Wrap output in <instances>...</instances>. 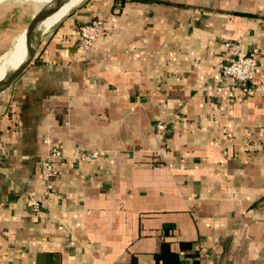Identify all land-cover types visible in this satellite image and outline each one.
<instances>
[{"label": "crops", "instance_id": "0c3cea01", "mask_svg": "<svg viewBox=\"0 0 264 264\" xmlns=\"http://www.w3.org/2000/svg\"><path fill=\"white\" fill-rule=\"evenodd\" d=\"M117 1L70 0L0 98V264H264V0ZM10 10L0 57L47 24L5 51ZM225 40L257 51L255 91L221 77Z\"/></svg>", "mask_w": 264, "mask_h": 264}, {"label": "built area", "instance_id": "2783aa9c", "mask_svg": "<svg viewBox=\"0 0 264 264\" xmlns=\"http://www.w3.org/2000/svg\"><path fill=\"white\" fill-rule=\"evenodd\" d=\"M120 6L117 5L115 11H118ZM105 19L103 17H93L87 22L81 23L78 27V41L77 49L80 53H87L90 51L95 39L101 35L104 28ZM224 46L230 52L227 57L219 59L217 67L220 71L221 77L224 79H234L241 88L246 92H253L257 89L254 82L255 69L258 64L257 51L250 50L246 53L240 54V45L238 40H225ZM166 128L164 122L156 123V129L163 132ZM4 149L3 142L0 139V152ZM96 151H80L75 153L76 157H93L96 156ZM63 157L62 150L59 145H54L50 148L48 153L39 160L42 174L45 180V188L43 194H48L52 187L54 178L57 177L59 170L55 161ZM27 205L34 212L40 209V201L35 197L34 191H31L27 198Z\"/></svg>", "mask_w": 264, "mask_h": 264}, {"label": "rangeland", "instance_id": "374dc122", "mask_svg": "<svg viewBox=\"0 0 264 264\" xmlns=\"http://www.w3.org/2000/svg\"><path fill=\"white\" fill-rule=\"evenodd\" d=\"M0 3H5L11 7L7 21V31H9L11 28V35L13 39L20 33L24 27L23 25L27 24L33 15L38 22L46 17L43 22V25H45L49 21L50 16L56 12L55 0H0ZM48 29V27L44 26L39 28L36 33L28 40H25V33L22 34L16 40L13 47L21 44L24 41L28 42L30 39H38L41 33ZM6 37H8V35H6ZM0 86H3V79L0 80Z\"/></svg>", "mask_w": 264, "mask_h": 264}, {"label": "bare ground", "instance_id": "6f19581e", "mask_svg": "<svg viewBox=\"0 0 264 264\" xmlns=\"http://www.w3.org/2000/svg\"><path fill=\"white\" fill-rule=\"evenodd\" d=\"M56 12L53 13L50 20L47 22L45 27L51 29V27L59 21L75 4L71 3L70 0H55ZM37 39H30L13 47L6 55L0 58V71L4 70L2 74L3 84L8 78V74L11 68H14L23 60L26 61L35 48Z\"/></svg>", "mask_w": 264, "mask_h": 264}, {"label": "water", "instance_id": "95a60500", "mask_svg": "<svg viewBox=\"0 0 264 264\" xmlns=\"http://www.w3.org/2000/svg\"><path fill=\"white\" fill-rule=\"evenodd\" d=\"M15 38V37H14ZM14 39L12 38L11 35V28L8 31V37H7V45H6V50L8 51L12 44H13ZM32 55V54H31ZM31 57V56H30ZM30 57L26 60V61H22L21 63H19L17 66H15L14 68L10 69V72L8 74V78L5 81V83L3 84V86L0 88V98L5 94V92L9 89L10 85L12 84V82L14 81V79L17 77V75L19 74V72L21 71V69L28 63V61L30 60Z\"/></svg>", "mask_w": 264, "mask_h": 264}, {"label": "trees", "instance_id": "16d2710c", "mask_svg": "<svg viewBox=\"0 0 264 264\" xmlns=\"http://www.w3.org/2000/svg\"><path fill=\"white\" fill-rule=\"evenodd\" d=\"M116 4L119 5V6L121 7V5L123 4V1H122V0H118V1L116 2Z\"/></svg>", "mask_w": 264, "mask_h": 264}]
</instances>
